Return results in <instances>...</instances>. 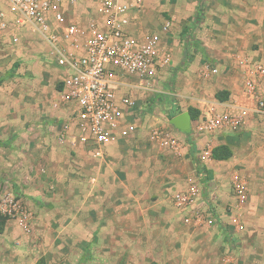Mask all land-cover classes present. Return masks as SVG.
Masks as SVG:
<instances>
[{"label":"crops","instance_id":"0c3cea01","mask_svg":"<svg viewBox=\"0 0 264 264\" xmlns=\"http://www.w3.org/2000/svg\"><path fill=\"white\" fill-rule=\"evenodd\" d=\"M145 5L143 14L162 5L174 16L179 14L192 22L193 31L184 41L177 38L174 23L165 36L166 45L174 47L162 92L168 114L176 116L190 108L197 109L190 102L192 94L215 102L217 110L224 109L227 101H249L233 57L241 55L264 62V0H146ZM196 5L200 9L197 16ZM186 56L194 59L189 61ZM205 61L218 64L221 72L200 77ZM129 80L134 85L138 78ZM5 87L3 84L0 89ZM2 90L0 201L17 195L25 210L36 213L31 218L34 239L41 247L54 246V258L50 259L54 264H150L155 260L188 264L192 247L203 255L224 244L227 207L233 206L235 196L225 192L221 177L231 172L238 140H243L249 155L246 159L250 160L258 143H264V122L260 117L251 116L237 131L210 133L200 128L198 111L191 119L190 131L183 132L170 119L166 122L163 116L156 115L155 92L124 87L120 95H130L136 101L133 107L124 106L127 118L137 115L140 127L131 137L108 144L104 156L95 157L84 146L71 147L61 142L60 125L48 123L53 115L60 124L67 120V109L36 108L25 100L11 107L10 94ZM218 91H226L228 98L219 100ZM148 124L168 127L181 140V149L176 152L152 140ZM209 144L213 148L229 145L232 157L202 162L198 157ZM192 181L203 185L202 199L195 207L201 217L194 210L178 208L174 202V193L186 189ZM209 192H215L219 201L211 204ZM254 197L250 192V214ZM187 217L189 222L185 221ZM12 220H18L27 231L26 223L9 217L0 234L8 232ZM229 221L232 224L231 217ZM21 261L39 264L28 260V256Z\"/></svg>","mask_w":264,"mask_h":264},{"label":"built area","instance_id":"2783aa9c","mask_svg":"<svg viewBox=\"0 0 264 264\" xmlns=\"http://www.w3.org/2000/svg\"><path fill=\"white\" fill-rule=\"evenodd\" d=\"M146 0H93L90 14L80 12L81 0H7L0 10V30L13 31L12 39L19 41V31L32 29L46 46L49 58L62 72L61 87L53 103L57 109H67L68 119L60 125L59 140L71 147L84 146L93 156H104L105 147L128 138L137 132L140 120L127 118L124 106L133 107L136 101L130 95H120L124 87L153 92H165L164 76L173 61V50L166 45L172 22L167 19L159 30L143 29L138 20L145 10ZM239 67L247 103L235 100L224 103L217 110L216 103L192 94L190 102L200 112V128L210 133L237 131L255 115L264 122V62L249 57H233ZM200 77L209 78L221 72L218 64L204 63ZM137 77L133 83L131 77ZM54 127H58L54 124ZM152 140L178 152L181 140L164 125L148 124ZM213 146H206L199 159L213 158ZM235 202L231 223L244 229L241 212L249 199L246 178L233 173ZM203 185L192 181L186 189L174 193L175 205L194 210L200 201ZM218 195L210 194L211 204ZM0 213L19 219L27 227L31 213L25 210L15 195L0 201ZM186 222L190 218L185 219Z\"/></svg>","mask_w":264,"mask_h":264},{"label":"rangeland","instance_id":"374dc122","mask_svg":"<svg viewBox=\"0 0 264 264\" xmlns=\"http://www.w3.org/2000/svg\"><path fill=\"white\" fill-rule=\"evenodd\" d=\"M80 4L81 13L85 15L91 13L93 0H81ZM6 6L7 0H0V10ZM177 12L179 11L177 10ZM199 13L200 9L197 6L194 14L197 16ZM167 19L171 20L172 24L174 23V28L178 34L177 38L180 37L182 41H184L185 37L188 38L190 30L193 31L192 27H190L192 23L190 19L182 18L179 14L174 16V13L165 10L162 5L150 8L149 12L146 11L141 16L138 23L143 29L154 31L159 30ZM12 36L13 31L2 32L0 30V86H3V84L6 86L4 90L0 89L2 90L1 92L10 94L9 104L11 107L25 100L28 104L35 105L36 108L49 106L55 110L53 103L60 89L63 76L62 70L49 58L45 44L32 29L27 27L20 30V39L17 42L13 41ZM188 43L185 45L190 46ZM169 46L174 52V47ZM193 57L186 56L189 61L194 59ZM204 63L206 61L202 65ZM163 94L155 92V96H157L155 105H158L156 115L163 116L168 122L170 114H168L169 109L163 103ZM14 101H16L15 105L12 104ZM56 118L57 116L53 115L48 123L53 126L54 124L61 125L58 122V118ZM238 141L236 142V161L232 162L233 164L229 170L231 172L226 171L227 173L225 172V175L221 177V182L225 192L234 195L232 174L239 173L243 175L249 183V194L251 192V194L255 195V201L251 209L252 213L250 214L248 210V199L241 212V221L244 224V229L239 230L229 223V215L231 212L233 213V210L231 205L230 207L228 206L227 221H224L226 229L223 230L224 234L227 233L224 244H219L212 251L207 250L203 255L192 247L189 251L191 261H188V264H264V143H258V149L252 152L253 156H251L252 160H250V158L246 159L249 155L248 150L243 146V140L241 139V142ZM15 196L18 200L19 197ZM27 211L30 212L28 209ZM249 214L250 219L248 217ZM32 215L34 217L36 213H31ZM7 217L9 218V216ZM12 225L6 234H0V264H23L21 261L23 256H28V260L37 261L39 264H54V260L50 261L51 257L54 258V246L43 245L41 247L39 245V242L34 239L36 238L34 222H31L30 230L27 231L20 227L18 220H12ZM42 236H45L44 231H42ZM45 251L46 253H44ZM2 257H6V259L1 261ZM83 263V261L78 262V264ZM146 264L149 263L147 262ZM150 264H167V262L155 260Z\"/></svg>","mask_w":264,"mask_h":264},{"label":"trees","instance_id":"16d2710c","mask_svg":"<svg viewBox=\"0 0 264 264\" xmlns=\"http://www.w3.org/2000/svg\"><path fill=\"white\" fill-rule=\"evenodd\" d=\"M216 97L219 100H226L228 98V94H226V91H218ZM189 111L191 112L193 118H195L197 114H199L198 112L199 110L195 108H190ZM173 115L174 114H171L170 117H172ZM232 155H233V151L231 147L227 144L217 145L213 148L212 151L213 158L219 160L229 159L230 157H232ZM7 219L8 217L6 215L0 214V233L4 230V225Z\"/></svg>","mask_w":264,"mask_h":264},{"label":"water","instance_id":"95a60500","mask_svg":"<svg viewBox=\"0 0 264 264\" xmlns=\"http://www.w3.org/2000/svg\"><path fill=\"white\" fill-rule=\"evenodd\" d=\"M191 119V113L189 111H185L170 118V122L183 132H189L191 129Z\"/></svg>","mask_w":264,"mask_h":264}]
</instances>
